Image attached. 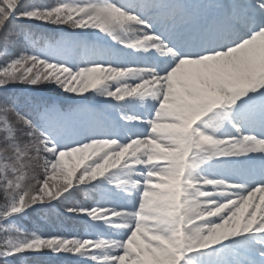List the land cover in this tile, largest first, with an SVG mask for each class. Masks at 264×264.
Listing matches in <instances>:
<instances>
[{"label":"snow or ice","instance_id":"1","mask_svg":"<svg viewBox=\"0 0 264 264\" xmlns=\"http://www.w3.org/2000/svg\"><path fill=\"white\" fill-rule=\"evenodd\" d=\"M0 264H264V0H0Z\"/></svg>","mask_w":264,"mask_h":264},{"label":"rangeland","instance_id":"2","mask_svg":"<svg viewBox=\"0 0 264 264\" xmlns=\"http://www.w3.org/2000/svg\"><path fill=\"white\" fill-rule=\"evenodd\" d=\"M74 160H78L79 159V154H74Z\"/></svg>","mask_w":264,"mask_h":264}]
</instances>
